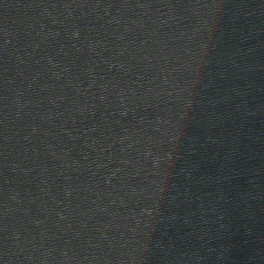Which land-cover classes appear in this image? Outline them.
<instances>
[{
	"label": "water",
	"instance_id": "1",
	"mask_svg": "<svg viewBox=\"0 0 264 264\" xmlns=\"http://www.w3.org/2000/svg\"><path fill=\"white\" fill-rule=\"evenodd\" d=\"M0 264H264V0H0Z\"/></svg>",
	"mask_w": 264,
	"mask_h": 264
}]
</instances>
